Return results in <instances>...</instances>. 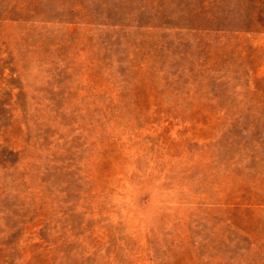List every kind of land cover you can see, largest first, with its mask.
Listing matches in <instances>:
<instances>
[{
    "label": "rangeland",
    "instance_id": "obj_1",
    "mask_svg": "<svg viewBox=\"0 0 264 264\" xmlns=\"http://www.w3.org/2000/svg\"><path fill=\"white\" fill-rule=\"evenodd\" d=\"M0 264H264V0H0Z\"/></svg>",
    "mask_w": 264,
    "mask_h": 264
}]
</instances>
